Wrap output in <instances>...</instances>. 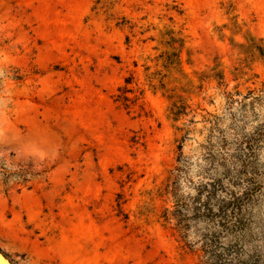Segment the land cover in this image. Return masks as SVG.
<instances>
[{
    "label": "rangeland",
    "instance_id": "1",
    "mask_svg": "<svg viewBox=\"0 0 264 264\" xmlns=\"http://www.w3.org/2000/svg\"><path fill=\"white\" fill-rule=\"evenodd\" d=\"M263 55L264 0H0V251L264 264Z\"/></svg>",
    "mask_w": 264,
    "mask_h": 264
},
{
    "label": "trees",
    "instance_id": "2",
    "mask_svg": "<svg viewBox=\"0 0 264 264\" xmlns=\"http://www.w3.org/2000/svg\"><path fill=\"white\" fill-rule=\"evenodd\" d=\"M248 99H251V97L248 98ZM199 201H200V198H197V201L195 202L196 206L194 208V211H195L196 217L199 216L201 214V212H204V214L206 215L207 218L216 217L217 219H219L218 225L224 227L225 229L228 228V227H233L234 228L239 223V219L234 221L233 217L230 218V216H229L230 211H232L231 214L236 215L235 208L238 207V205H237L238 201H239L238 198H233L229 202H225L224 205L222 207H220L219 211H217V212L214 211V207L209 202L206 203V204H201V203H199ZM188 209H189L188 205H182V206L178 205V210L173 213V218L174 219L169 216V212L167 211L165 213V216H164L165 222L170 224L172 222V220H177L179 218L177 216L183 217L184 220L182 219V221H186L185 220L186 219V215L183 212L188 211ZM181 226L182 225H181V221H180L172 229L174 231H180L181 230Z\"/></svg>",
    "mask_w": 264,
    "mask_h": 264
},
{
    "label": "water",
    "instance_id": "3",
    "mask_svg": "<svg viewBox=\"0 0 264 264\" xmlns=\"http://www.w3.org/2000/svg\"><path fill=\"white\" fill-rule=\"evenodd\" d=\"M0 264H13V263L0 251Z\"/></svg>",
    "mask_w": 264,
    "mask_h": 264
}]
</instances>
